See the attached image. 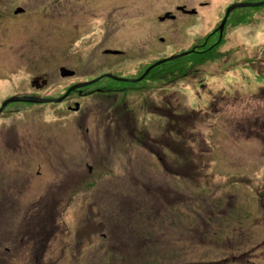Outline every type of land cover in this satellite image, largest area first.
I'll return each mask as SVG.
<instances>
[{
    "label": "rangeland",
    "instance_id": "374dc122",
    "mask_svg": "<svg viewBox=\"0 0 264 264\" xmlns=\"http://www.w3.org/2000/svg\"><path fill=\"white\" fill-rule=\"evenodd\" d=\"M182 2L191 24L164 19ZM0 11V102L87 81L66 101L15 97L0 111V264H264V129L236 130L264 120V0ZM27 40L31 54H12ZM130 43L135 54H100ZM192 46L209 58L181 55Z\"/></svg>",
    "mask_w": 264,
    "mask_h": 264
},
{
    "label": "flooded vegetation",
    "instance_id": "af4514ba",
    "mask_svg": "<svg viewBox=\"0 0 264 264\" xmlns=\"http://www.w3.org/2000/svg\"><path fill=\"white\" fill-rule=\"evenodd\" d=\"M203 3V2H201ZM63 6H66V2H63ZM15 8H19L20 10H17L15 11L14 9ZM175 9L178 11V14H180V17L178 18L177 14H173V13H166V16L164 19H171V20H175L176 22L178 21H181L182 23H185L186 22H189V24H191V20L190 19H187V17H189L191 14H194L196 9L194 7H192L191 5L189 7H186V3L185 2H182L181 4H176L175 5ZM13 13L16 14V13H19L21 11H23V8L21 7H18V6H15L13 9H12ZM1 13V11H0ZM73 13H71L70 15H72ZM182 17H186L185 19H182ZM68 27H69V30L72 34H74L75 32V29H76V26L75 24L71 25V24H67ZM128 27V25H120L116 31L117 32H123L124 30H126ZM138 28L135 29V26H129V30L132 31V32H135ZM114 31V28H112L111 31H109L110 33H112ZM71 34V37L74 39V35ZM113 36L110 35L108 32L106 33V38L105 40H109L108 43L110 42V39H112ZM159 38V36H158ZM107 43V44H108ZM105 45L101 51H100V54H135L136 50H132L134 48V46L130 43L128 45V47H126L127 51H125L124 49L120 48V47H115V46H108V45ZM32 46L31 44L29 43V41H25L23 44H20V45H13V47H11V50H12V54H22V52H24L25 54H31V51H32ZM189 48V47H188ZM186 50H191V51H198V54L200 55L198 57V59H202V54H205L204 52V48L202 46L200 47H196V46H192L191 48L187 49ZM126 52V53H125ZM9 56V57H8ZM11 54H8L7 56H5L3 58V61L4 63L6 64V66L8 67L9 63L12 61L11 60ZM0 64H1V59H0ZM59 66H63L65 67L64 65H58ZM68 70H71L73 74L74 72V69L71 68V67H67ZM70 75V74H67V76ZM66 76V75H65ZM81 81V80H79ZM79 81H69L68 83L64 84V88L60 91V92H56V93H52V92H47L43 95H40L39 93H36L32 90H24L22 92H20L21 94H23L24 96H29V97H34V98H49V99H54L58 96H61L64 92V97H62V101H66L68 99H70L72 97V93L75 92L77 95L81 94V91L79 90V87L77 88H74V89H70L68 91H66V89L68 88V86L72 83H76V82H79ZM45 82V79H42L41 80V83ZM36 83V79H31L30 80V84L32 86H36L34 85ZM77 90V91H75ZM78 92V93H77ZM9 97V96H7ZM6 98V97H5ZM4 99V98H3ZM2 99V100H3ZM60 100V101H61ZM77 103V108H74V104ZM79 102L78 101H75L73 98L71 99L70 103H66L65 106L67 107L68 110H74L75 112L78 110L79 108ZM72 107V108H71ZM76 109V110H75Z\"/></svg>",
    "mask_w": 264,
    "mask_h": 264
},
{
    "label": "water",
    "instance_id": "95a60500",
    "mask_svg": "<svg viewBox=\"0 0 264 264\" xmlns=\"http://www.w3.org/2000/svg\"><path fill=\"white\" fill-rule=\"evenodd\" d=\"M231 6H232V5H229V6L226 8V10H225V12H224V15H223V18H222V20L220 21V23H219V25H218V29L221 28V25H222V23H223V21H224V19H225V17H226V14H227L228 10L231 8ZM14 10L17 11V10H20V9H19V8H15ZM169 57H170V56H169ZM146 69H147V68H146ZM59 73H60V75H67V74H71L72 71H71V70H68L67 68H65V67H63V66H60V67H59ZM106 75H109V76L114 77V78H121V77L113 76V75H111V74H109V73H106ZM97 78H98V77H94V78H92V79H90V80H96ZM86 82H87V81H86ZM86 82H79L78 84H83V83H86ZM72 87H73V86H69L68 89H70V88H72ZM20 97H22V98H27V99H30V100H34V99H36V98H34V97H29V96H20ZM14 98H15V96H10V97H7V98H5L4 100H2L1 103H0V110L2 109L3 105H4L7 101H9V100H11V99H14ZM59 98H61V96H59L56 100H58ZM74 108H77V103L74 104Z\"/></svg>",
    "mask_w": 264,
    "mask_h": 264
},
{
    "label": "trees",
    "instance_id": "16d2710c",
    "mask_svg": "<svg viewBox=\"0 0 264 264\" xmlns=\"http://www.w3.org/2000/svg\"><path fill=\"white\" fill-rule=\"evenodd\" d=\"M209 48V47H208ZM207 48V49H208ZM209 56V54H206V55H204V56H202V59H206V58H209L208 57ZM211 104V102H209V105ZM124 115V114H123ZM122 115V116H123ZM128 117H129V114H128ZM125 118V117H124ZM125 120H126V118H125ZM240 123H241V121H239L238 122V124H236V130L238 131V132H240V133H242L244 136H249V135H257V134H259V132L261 131V130H263L264 129V120L261 122V124L258 126V127H256V128H254L253 126H249V127H244V126H242V125H240ZM170 125V124H169ZM129 132H131L129 129H127V133H129ZM133 134H135V132H133ZM261 209H262V211H264V204L263 203H261Z\"/></svg>",
    "mask_w": 264,
    "mask_h": 264
}]
</instances>
